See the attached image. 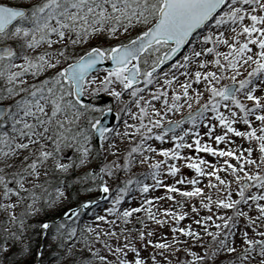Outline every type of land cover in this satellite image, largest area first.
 <instances>
[{
	"label": "snow or ice",
	"instance_id": "snow-or-ice-1",
	"mask_svg": "<svg viewBox=\"0 0 264 264\" xmlns=\"http://www.w3.org/2000/svg\"><path fill=\"white\" fill-rule=\"evenodd\" d=\"M137 30L138 34L130 39L110 47H91L83 54H76L69 47L101 32L118 38L120 32ZM184 48L188 51L173 63ZM104 61H110L111 66L103 70L106 74L98 80L91 73ZM166 61L170 69L159 72ZM193 63L196 70L191 72L189 67ZM178 76L184 77L183 83H178ZM0 82V197L6 201L0 203V208L7 212L11 225H18L15 231L3 229L0 254L11 247L9 240L15 244L23 240L29 228L37 227L27 223L30 217L41 212L46 216L63 203L66 189L74 182L67 179L72 170L89 164L94 152L102 157L109 149L114 159L98 163L83 178L79 175L74 178L77 182L90 180L91 187L87 190H98L99 200L86 199L75 207L62 209L52 219H43L38 225L45 235L52 232L59 249L67 250L63 256L56 254L55 264H64L67 256H75L77 245L91 253V258L82 257L77 264H146L135 245L110 243V237L118 238L114 228L108 232L88 222L81 227L79 221L90 206L99 207L108 201L104 214L92 212L90 215L101 222L108 221L109 215L127 222L134 212L144 210L142 204L120 211L121 202L132 198L134 188L147 194L152 188L164 187L172 199L171 192L187 197L202 195L204 189L196 186L195 178L186 181L181 176L176 181V184L191 183V190L162 184V168L173 176L180 171L177 163L169 160L183 159L196 173L215 177L218 185L228 188L227 199L214 201L216 208L233 209L232 216L217 212L195 221L207 224L203 231L212 237L216 246L209 244L201 253L185 248L189 258L180 264H223L218 260L221 253H235V247L228 244L237 222L234 218L247 217L255 228L252 217L247 211L239 210V205L248 203L251 207L250 202H256L258 218L264 219V203H259L264 200V191H259L264 190V0H31L26 5L0 2ZM201 82L208 93L203 103L204 92L193 87ZM174 84L177 87L173 88ZM257 91L262 94L256 95ZM98 92H108L121 105L116 112L118 119L126 115L133 120L138 118V123L129 124L125 119L124 132L102 126L93 113L112 112L113 105L100 106L85 100L86 96L93 98ZM155 101L161 102L160 107H156ZM133 102L135 111L129 107ZM170 112L182 115L166 122ZM209 115L226 131L213 136L216 124L209 122ZM250 115L260 122L258 128L253 126ZM238 116L248 125L247 131L234 127ZM185 122L190 127H184ZM200 125L207 127L203 135L214 139L217 146L202 142ZM113 133L121 139L127 136L132 142L119 157L115 156L120 148ZM230 133L255 140L259 162L252 157L251 147L239 153L231 147H218L228 140ZM189 136L191 142H188ZM152 138L170 139L172 147L156 148L147 142ZM184 148L218 157H235L238 164L230 163L229 159L219 165L212 164L203 157L185 156ZM154 152L162 154L164 159L145 155ZM135 153L143 156L140 163L152 161L147 173L152 184L138 178L144 174L131 173ZM247 165H255L258 170L249 171ZM204 166L210 170L204 171ZM220 168L235 177L238 199L232 198V181L219 175ZM121 171L125 172L124 177L119 175ZM209 186H212L211 180ZM254 186L259 190L246 195V190ZM13 195L17 198L15 201L11 199ZM153 199L161 197H149L144 204L150 205ZM207 199V203L201 200V206L211 210L213 200L211 196ZM21 201H25L24 209L17 214L15 209ZM192 211H196L195 206ZM164 212L172 214L177 221L188 215L187 212L173 213L171 209ZM149 219H155L150 212ZM213 224L216 230L210 232ZM177 231L194 240L201 236L191 225L174 226L173 232ZM146 235L151 237L152 233L140 231L139 239L143 241ZM241 235L246 247L228 264H245V261L264 264V232L256 233L260 239H250L247 231ZM91 237L103 250L113 254L115 261L101 255V249L94 246ZM173 243H180L178 237H173ZM152 244L160 249L169 248L168 243L148 239L147 245ZM20 251L28 254L30 246L21 244ZM128 251L134 254L132 259L128 258ZM36 255L43 258V245ZM152 264H158L155 256Z\"/></svg>",
	"mask_w": 264,
	"mask_h": 264
},
{
	"label": "rangeland",
	"instance_id": "rangeland-1",
	"mask_svg": "<svg viewBox=\"0 0 264 264\" xmlns=\"http://www.w3.org/2000/svg\"><path fill=\"white\" fill-rule=\"evenodd\" d=\"M0 2H10L12 4H29L31 0H0ZM142 30V29H141ZM138 34V30L136 32H129V33H124L120 32L118 38L110 37L106 33L101 32L98 35L92 36L90 39L83 40L79 45H76L75 47H72L69 45L70 49L72 52L76 54H82L86 51L89 50L91 47L95 46H103V47H110L113 43L120 42V41H125L127 39H130L133 35ZM59 47V46H57ZM187 48L183 49V53L180 52L176 57L173 59V63L175 60L181 59V57L184 55L185 52L188 51ZM39 50V49H38ZM82 51V52H81ZM208 59H212V56H208ZM194 64V63H193ZM192 64V65H193ZM190 65V67L192 66ZM189 67V68H190ZM208 67H211L209 65ZM170 69V64L167 62L159 72H164L165 70ZM104 68H101L93 73H91L92 76H96L98 80H102L103 76L106 74L104 71ZM207 70V69H206ZM181 72L184 71V69L180 70ZM47 74V73H45ZM41 79L43 76L40 77ZM29 80L31 81V77H29ZM181 80L182 83L184 81L183 76H178V81ZM159 82L162 84L163 79L160 78ZM2 83V82H0ZM224 83V81H222ZM95 86V85H93ZM155 87V85H153ZM194 88H199L200 91L204 92V96L201 99V103L204 102V100L207 98L208 93L205 91L204 84L203 82L193 85ZM175 88V87H173ZM102 93L107 96H110L108 92H98L95 94L93 98H89L86 96V98H89L91 102H95L100 106L107 105V104H112L113 105V112L116 114V112L120 109L121 105H117L112 98V102H106L104 104H100L99 100L100 98L98 97V94ZM146 95V93H142ZM125 100L128 99V94L125 93L124 95ZM153 103H156L160 107L159 101H155ZM251 105V102H249V106ZM129 107L132 108L133 111H135V106L134 102L133 104L129 105ZM193 107H196V104L193 103ZM126 111V109H125ZM184 113L188 111L187 106L185 105L184 107ZM94 116L99 118L101 113L99 111L93 113ZM182 113L181 112H170L167 114L166 122L167 120H172V119H179L181 117ZM126 116V115H125ZM125 116H121L119 119L117 118V121L115 125L111 129H116L120 132H124V126H121V122H124ZM253 121V126L259 127V121L255 119L254 115H250V118ZM209 122L216 124V128L213 132V136L215 135H220L223 132L226 131V129L222 128L219 125V122L216 120H213L211 116L209 115ZM237 122H243L239 116L236 118V122L234 125H236ZM138 123V118L136 120H133L130 118V123ZM244 123V122H243ZM184 127H190V125L185 122ZM248 130V128H247ZM200 132L202 134V142L203 141H208L212 142V139H210L207 135H203L204 133L207 132V127L200 125ZM131 134V133H130ZM179 134V132H177ZM259 134V133H258ZM170 136V134H168ZM113 138L115 139L117 145L120 148V152L115 153L116 157H119L120 154L126 150H128L131 146V141L128 139L127 136H125L123 139L120 137H116L115 133H113ZM136 141L138 142L140 137L137 135L135 137ZM214 140V139H213ZM229 140V139H228ZM227 140V141H228ZM150 143H152L155 147H159L162 143L168 144V148L172 147V142L170 139H166L164 141H159L156 140L155 138H152L149 140ZM188 142H191V137L189 136ZM223 144L226 143V141H222ZM231 143H233L235 146L232 148L233 150L239 151L241 149L246 150L247 148L251 147L253 149L252 152V157L254 159H257L259 162V156L260 152L257 147V142L255 140L249 141L246 137L239 138L238 140L234 141L232 140ZM107 147V145H105ZM183 154L185 156L192 153L189 152L188 148H184L182 150ZM68 155H72L71 152L68 153ZM136 157V162L133 164L131 168V173H142L144 175L138 176L139 179H143L146 183L152 184V178L150 175H147V173L150 171L148 165L152 161H146L144 163H140L141 160H143V156L139 153L134 154ZM145 155H151L155 159H164L162 154L159 153H145ZM199 157H203L207 161L211 162L212 164H222L224 159H227V157H218V156H213L209 153L206 152H200L196 154ZM245 155H247V152L245 151ZM114 159V155L112 150H108L103 153L102 157L97 156V154L94 152L91 161L89 164L86 166L80 167V168H75L74 170L71 171L69 177L75 178L77 175L80 177H84L85 172L89 169H92L98 165V163L102 162L103 160H112ZM230 163L232 164H238V161L236 160L235 157H228ZM182 160V159H181ZM178 161H173L169 160V163H177ZM164 167H167L165 165ZM180 171L175 175H170L164 169L162 168L160 171V179L162 181V184H175L177 187H179L182 190H191L193 185L189 182L185 183H179L176 184V181L180 180V177L183 176L186 181H191L193 178H195L198 181V184L196 186L204 189V192L200 196L196 197H187L183 196L180 192H171V197H174V199L170 198L168 195H166V192L168 191L164 187H159V188H152L147 194L140 193L138 189H135L131 192V199H125L124 201L121 202V207L120 211L122 212L124 208H138L140 205L143 204L144 210L143 211H137L132 214L130 219L125 222L123 219L117 218L116 216L109 215L108 216V221H115L113 224H109L108 221H96L94 215H90V213L95 212L96 214H104L103 213V208L109 206L108 201H104L99 207H93L90 206L87 211L82 213V219L79 221V224L81 227L84 226L85 222H88L92 225H99L101 229H104L108 232H111L113 228L116 230L118 233V238L117 236H112L110 237V243L115 246V245H120L123 246L125 243H131L135 245L140 252V255L143 259H145L146 264H152V257L155 256L156 261H158V264H180L181 261H184L185 259H188L189 257L185 253V248H191L192 250L201 253L203 251V248H206L209 244H212L213 246H216L212 240V237L210 235H207L204 233L203 229L204 227L207 226L205 225H200L197 224L195 221L202 219L205 216L208 215H213L216 214L217 212L224 214L226 216H232L233 215V209H227L221 207L220 209L216 208V205L214 201L218 198H224L227 199V191L228 188L225 185H218V182L216 181L215 177H208V176H202L198 173L195 172L194 169L189 168L188 166H181L178 165ZM226 167V166H225ZM210 169L207 166H204V171H209ZM247 170L252 171V170H258L255 169V165H247ZM240 175H243V173H239ZM58 175V174H57ZM121 177H124L125 172L121 171L119 173ZM223 179L226 181H232L231 185V194L233 199H238V193H237V188L238 184L235 181V177L231 175L229 171H226L225 168H222L221 173L219 174ZM43 179V177H42ZM209 180L212 181V186H209ZM80 183L83 185H87V189L91 187V181L88 179H81ZM259 189L257 187H253L249 190H246V195L250 196L254 192L258 191ZM259 191H264V190H259ZM54 195V194H53ZM68 190L66 189V194H65V199L63 200V203L60 204L56 209L48 211L51 212L52 214L56 212L57 210L61 209H66L64 206L66 200L68 199ZM100 192L96 189H93L91 191L87 190V196L90 199L94 200H99L100 198ZM211 196V199L213 200V204L211 205V210L207 208H203L201 206V200H204L205 203L208 202V197ZM149 197H161L159 200L153 199L151 201V204H144V201L148 199ZM13 201H15L17 198L13 195L11 197ZM4 199L0 197V203H5ZM259 203H264V200L259 201ZM251 207H249L248 203H244L238 206L239 210H244L248 212V215L252 217V220L255 224V228H253L252 224L248 223L247 217H239V218H234L236 219V225L233 228L232 232L233 235L229 237L228 239V244L229 246H234L236 249L235 253H221L218 256V260L223 262V264H228L229 261L238 258L240 254L243 251V248L246 247L244 239L241 235L243 231H247L248 237L250 239H260L261 237L257 236V232H264V219L258 218L259 217V211L256 209L255 204L256 202H250ZM25 201H21L20 204L17 205L15 212L19 214L23 209H24ZM193 206H195L196 211H192ZM165 209H171L173 213L175 212H187L188 215L185 216L182 220L177 221L176 219L173 218L172 214H166L164 212ZM11 211V210H9ZM149 212L151 213L152 216L155 217V219H149ZM40 215V214H39ZM37 215V216H39ZM33 216L30 217V220L33 218L37 217ZM2 223H4V228H10L11 223L9 222V217L7 215V212L0 208V229L2 227ZM208 224H211V222H208ZM189 225H191L192 229L195 231H200L201 236L198 237L197 239H192L191 237L181 234L178 231L173 232V227H185L187 228ZM222 226V222H221ZM18 227V225H17ZM2 229V230H3ZM215 225L213 224L210 228V232H215ZM144 231L145 233L151 232L152 235L151 237H148L147 235L145 236L144 240L141 241L139 239V232ZM178 237L180 243L179 244H174L173 243V237ZM125 237L128 239L125 240ZM223 238V237H221ZM92 242L96 248L101 249V255H107L108 259L111 261H115L116 257L108 253L107 251L103 250V246L99 243H95L94 237H91ZM151 239L154 242L156 241H161L169 244L168 249H160L155 247V244L152 245H147V240ZM26 238H23V240H18L20 244H24L26 242ZM49 245L47 249L43 250V258H41V264H55V260L58 258L56 256L57 253L60 254V256H63L64 253L67 251L66 249H59L58 248V242L53 239L52 232L49 235ZM82 243V242H81ZM147 245V246H146ZM10 249V248H9ZM8 249V251H9ZM7 251V252H8ZM6 252V253H7ZM0 254V264H3L4 259L3 256L4 254ZM163 253V255H161ZM134 254L131 251H128V258L132 259ZM82 257H88L91 258V253H89L87 248H81L79 245L76 246L75 248V256H67L64 259V262H71L74 260V264H77V261H79ZM95 264H99V262H95ZM245 264H248L247 261H245Z\"/></svg>",
	"mask_w": 264,
	"mask_h": 264
},
{
	"label": "trees",
	"instance_id": "trees-1",
	"mask_svg": "<svg viewBox=\"0 0 264 264\" xmlns=\"http://www.w3.org/2000/svg\"><path fill=\"white\" fill-rule=\"evenodd\" d=\"M82 52V51H81ZM69 180H73L74 182L67 188L68 190V199L66 200L63 207H75L77 204L82 203V201L86 199H90L87 196V185L81 184L80 181H75L72 177H67ZM62 210V209H61ZM61 210H57L53 214L51 212H47L45 216L44 212H41L39 216L30 220L28 219L27 223L37 225L35 229L29 228L24 238H26V242L30 246V252L28 254H24L20 251L21 244L17 241L15 244H12V241L9 240L8 243L11 245L9 251L4 254L3 264H41V257L37 256L36 253L41 250V245H43V250L48 248L49 243V235L51 231L48 232L47 235L43 233V231L38 227L40 223L43 222V219H52L53 216L60 215ZM0 229V243H3V225ZM13 231H15L18 227L17 225L10 227ZM74 260L71 262H64V264H74Z\"/></svg>",
	"mask_w": 264,
	"mask_h": 264
},
{
	"label": "bare ground",
	"instance_id": "bare-ground-1",
	"mask_svg": "<svg viewBox=\"0 0 264 264\" xmlns=\"http://www.w3.org/2000/svg\"><path fill=\"white\" fill-rule=\"evenodd\" d=\"M186 50H187V49H186ZM221 50H224V49H221ZM182 53H183V52H182ZM195 70H196V65L193 64V65L189 68V71L194 72ZM205 70H206V69H205ZM178 83H182V81L179 80ZM173 87H177V85L174 84ZM261 94H262V93H261L260 91H257V93H256V95H261ZM124 99H125V98H124ZM155 105H156V107L158 106L156 103H155ZM249 118H250V117H249ZM125 119H127L128 122L130 123V117L125 116ZM120 124H121V126H122V125L124 126V122H121ZM234 127H236L237 129H239L240 131H247L248 125H247L246 123H243V122H240V123L237 122L236 125H234ZM239 138H242V137L236 135L235 133H230V134H229V138H228L229 140L226 141L225 144H223V143L221 142V143L218 145V147H220V148H224V149H228L229 147L234 148L235 145H234L233 143H231V141H232V140L236 141V140H238ZM147 142L150 143L149 140H148ZM209 143H212L213 146H217V145L215 144V141H214L213 139H212V142H209ZM151 144H152V143H151ZM160 147H168V144L162 143L159 147H156V148H160ZM189 152L192 153V157H197L196 154H198V153H200V152H204V151L197 152V151L193 148V149H189ZM154 153H155V152H154ZM151 154H153V153H151ZM229 158H230V157H229ZM227 159H228V157H227ZM178 165H181V166H187V163L182 159V160H179V161L177 162V166H178ZM217 165H218V164H217ZM221 170H222V168L219 169V174L221 173Z\"/></svg>",
	"mask_w": 264,
	"mask_h": 264
},
{
	"label": "water",
	"instance_id": "water-1",
	"mask_svg": "<svg viewBox=\"0 0 264 264\" xmlns=\"http://www.w3.org/2000/svg\"><path fill=\"white\" fill-rule=\"evenodd\" d=\"M183 51V50H182ZM181 51V52H182ZM179 54V53H178ZM177 54V55H178ZM167 63V61L165 62V64ZM164 64V65H165ZM164 65H162L161 67H163ZM111 66V62L110 61H104V62H102L101 64H99L98 66H97V68L93 71V72H95V71H97V70H99V69H101V68H107V67H110ZM92 72V73H93ZM98 97L100 98V100H99V103L100 104H104V103H106V102H112V98L110 97V96H107V95H105V94H102V93H99L98 94ZM85 100L87 101V102H91V100L89 99V98H86L85 97ZM100 121H101V123H102V126H106L107 128H109V129H111L114 125H115V123H116V121H117V116H116V114L112 111V112H108V113H105V114H103V115H100V117L98 118Z\"/></svg>",
	"mask_w": 264,
	"mask_h": 264
}]
</instances>
